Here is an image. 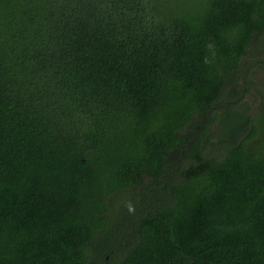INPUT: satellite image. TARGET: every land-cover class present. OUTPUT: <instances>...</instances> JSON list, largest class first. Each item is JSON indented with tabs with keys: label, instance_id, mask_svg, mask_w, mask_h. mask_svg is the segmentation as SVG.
I'll list each match as a JSON object with an SVG mask.
<instances>
[{
	"label": "trees",
	"instance_id": "16d2710c",
	"mask_svg": "<svg viewBox=\"0 0 264 264\" xmlns=\"http://www.w3.org/2000/svg\"><path fill=\"white\" fill-rule=\"evenodd\" d=\"M263 33L264 0H0V264H264Z\"/></svg>",
	"mask_w": 264,
	"mask_h": 264
},
{
	"label": "rangeland",
	"instance_id": "374dc122",
	"mask_svg": "<svg viewBox=\"0 0 264 264\" xmlns=\"http://www.w3.org/2000/svg\"><path fill=\"white\" fill-rule=\"evenodd\" d=\"M241 72L246 77H250L253 82L254 88L244 101L246 100L251 113L257 116L264 107V33L247 51L241 62ZM214 130L217 129L214 128Z\"/></svg>",
	"mask_w": 264,
	"mask_h": 264
}]
</instances>
